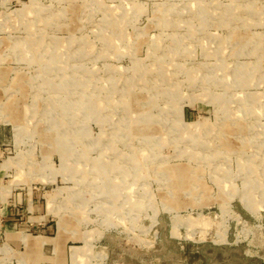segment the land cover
Wrapping results in <instances>:
<instances>
[{
	"label": "rangeland",
	"instance_id": "obj_1",
	"mask_svg": "<svg viewBox=\"0 0 264 264\" xmlns=\"http://www.w3.org/2000/svg\"><path fill=\"white\" fill-rule=\"evenodd\" d=\"M0 264H264V0H0Z\"/></svg>",
	"mask_w": 264,
	"mask_h": 264
},
{
	"label": "bare ground",
	"instance_id": "obj_2",
	"mask_svg": "<svg viewBox=\"0 0 264 264\" xmlns=\"http://www.w3.org/2000/svg\"><path fill=\"white\" fill-rule=\"evenodd\" d=\"M115 8V7H114ZM113 8V9H114ZM132 10V9H131ZM113 14V13H112ZM206 14V13H205ZM120 16V15H119ZM238 33L239 32H237V33H231L230 34V41L231 40H234V41H236V44L237 45H239V44H244V42L246 41V39L248 40V38H247V36L245 35V33H242V35L240 36V35H238ZM106 39V38H105ZM108 40V39H107ZM233 41V42H234ZM241 42V43H240ZM109 43V42H108ZM113 43V42H112ZM255 46V45H254ZM263 46V45H262ZM159 47V46H158ZM51 52V51H50ZM238 53H239V51H238ZM55 61V60H54ZM165 62H166V60H165ZM163 65V64H162ZM139 68V67H138ZM238 72H236V74H237ZM237 78H239V76H237ZM228 83V82H227ZM238 83H239V81H238ZM123 95V94H122ZM170 96H172V95H170ZM58 101V100H57ZM176 101V100H175ZM179 101V100H178ZM91 102V101H90ZM62 103V102H61ZM89 103V102H88ZM87 103V104H88ZM78 109V108H77ZM76 110V109H75ZM75 112V111H74ZM78 112V111H77ZM88 112V111H87ZM140 125H142V123L140 124ZM190 138V137H189ZM194 140V139H193ZM99 166V165H98ZM179 172V171H178ZM184 178L182 177L181 178V180H183ZM257 182V181H256ZM255 183H252V184H250V186H249V188L247 189V192L245 191V193L246 194H248V198H250V200L253 198V195H254V193H255V190H257L258 189V187L257 186H255L254 185ZM258 185V184H257ZM263 190V189H262ZM260 193V192H259ZM263 193V192H262ZM173 206V205H172Z\"/></svg>",
	"mask_w": 264,
	"mask_h": 264
},
{
	"label": "crops",
	"instance_id": "obj_3",
	"mask_svg": "<svg viewBox=\"0 0 264 264\" xmlns=\"http://www.w3.org/2000/svg\"><path fill=\"white\" fill-rule=\"evenodd\" d=\"M10 227H11L10 230H12V231H10L9 233L12 235V234L15 233V231H14V226H10Z\"/></svg>",
	"mask_w": 264,
	"mask_h": 264
}]
</instances>
